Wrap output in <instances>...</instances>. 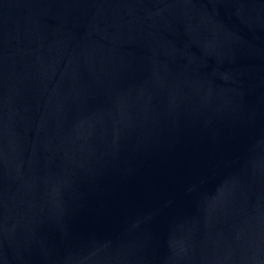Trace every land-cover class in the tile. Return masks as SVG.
<instances>
[{
    "label": "water",
    "instance_id": "1",
    "mask_svg": "<svg viewBox=\"0 0 264 264\" xmlns=\"http://www.w3.org/2000/svg\"><path fill=\"white\" fill-rule=\"evenodd\" d=\"M0 264H264V0H0Z\"/></svg>",
    "mask_w": 264,
    "mask_h": 264
}]
</instances>
